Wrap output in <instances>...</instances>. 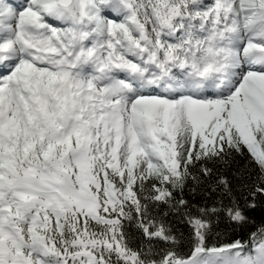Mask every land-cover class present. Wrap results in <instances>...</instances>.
Here are the masks:
<instances>
[{"label": "snow or ice", "instance_id": "1", "mask_svg": "<svg viewBox=\"0 0 264 264\" xmlns=\"http://www.w3.org/2000/svg\"><path fill=\"white\" fill-rule=\"evenodd\" d=\"M0 264H264V0H0Z\"/></svg>", "mask_w": 264, "mask_h": 264}]
</instances>
